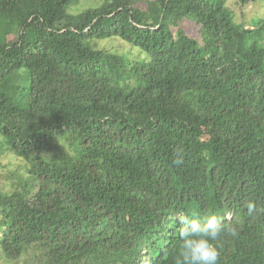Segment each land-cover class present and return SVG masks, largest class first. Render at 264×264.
I'll return each mask as SVG.
<instances>
[{"label": "trees", "instance_id": "trees-1", "mask_svg": "<svg viewBox=\"0 0 264 264\" xmlns=\"http://www.w3.org/2000/svg\"><path fill=\"white\" fill-rule=\"evenodd\" d=\"M79 1L0 0V154L28 163L0 191V264H175L179 218L210 215L238 231L218 264H264V19Z\"/></svg>", "mask_w": 264, "mask_h": 264}, {"label": "rangeland", "instance_id": "rangeland-1", "mask_svg": "<svg viewBox=\"0 0 264 264\" xmlns=\"http://www.w3.org/2000/svg\"><path fill=\"white\" fill-rule=\"evenodd\" d=\"M139 8H147L148 1L135 0ZM103 0H80L79 3L70 9L71 13H80L88 8L99 6ZM228 7L234 13L236 23L251 25L258 19H264V0L251 1L246 4L238 3L237 0H227ZM187 34L192 37L198 36V30L194 23H186L181 27ZM98 49L108 50L110 52L126 55L131 60L139 56L144 57L138 48L124 42L119 38L96 41ZM59 144L66 149H71L68 140H60ZM48 156V155H47ZM28 163L15 155L4 152L0 154V191H13L19 188L21 181L26 178Z\"/></svg>", "mask_w": 264, "mask_h": 264}, {"label": "clouds", "instance_id": "clouds-1", "mask_svg": "<svg viewBox=\"0 0 264 264\" xmlns=\"http://www.w3.org/2000/svg\"><path fill=\"white\" fill-rule=\"evenodd\" d=\"M182 162V157L175 160L176 164ZM179 223L180 243L175 264H218L220 252L214 242L225 231L232 237L238 236L235 227L225 228L215 215H210L203 221L180 217Z\"/></svg>", "mask_w": 264, "mask_h": 264}]
</instances>
